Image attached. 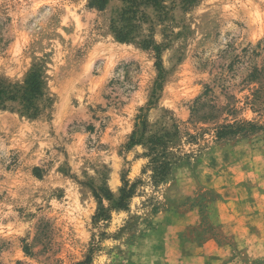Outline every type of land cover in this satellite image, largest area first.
Wrapping results in <instances>:
<instances>
[{
	"label": "rangeland",
	"instance_id": "rangeland-1",
	"mask_svg": "<svg viewBox=\"0 0 264 264\" xmlns=\"http://www.w3.org/2000/svg\"><path fill=\"white\" fill-rule=\"evenodd\" d=\"M164 7L122 40L123 0H0V80L45 93L36 119L0 110V264H190L210 238L264 264V0Z\"/></svg>",
	"mask_w": 264,
	"mask_h": 264
},
{
	"label": "trees",
	"instance_id": "trees-1",
	"mask_svg": "<svg viewBox=\"0 0 264 264\" xmlns=\"http://www.w3.org/2000/svg\"><path fill=\"white\" fill-rule=\"evenodd\" d=\"M126 3V8L124 9L123 16L118 20L115 29L116 35L119 39L129 40L131 39V32L128 29L129 23L132 20H136L138 13V8L141 5L149 6L152 5L158 10H163L164 0H123ZM197 0H182L185 7L193 6ZM92 4L99 10H104L108 4V0H92ZM150 44V42H145ZM153 49L158 51L159 47L153 44ZM257 74H264V67L262 69L256 70ZM45 98L44 93V81L42 78L41 71L34 69L32 73L27 77L23 85L8 84L3 80H0V110H5L11 108L12 105H16L18 112L22 116H26L31 119L38 118L42 113V103ZM250 130L257 129L256 126L248 123ZM248 129L241 126H224L217 130L216 137L218 139L236 135L237 133H248ZM139 135L140 138H137ZM145 135V124L144 120L142 122V127L140 128L136 124V129L131 136V146L140 144ZM149 141L148 143H151ZM160 145L158 140L154 142V146ZM155 148H150L153 151ZM135 190V186L129 184L128 181L123 182V186L120 190V196L116 200L115 208L124 209L127 206L128 200L132 197ZM108 214L102 212L100 215L94 217L96 223L107 221Z\"/></svg>",
	"mask_w": 264,
	"mask_h": 264
},
{
	"label": "crops",
	"instance_id": "crops-1",
	"mask_svg": "<svg viewBox=\"0 0 264 264\" xmlns=\"http://www.w3.org/2000/svg\"><path fill=\"white\" fill-rule=\"evenodd\" d=\"M233 209L234 208H232V210ZM224 217L225 216L222 215L219 221L222 225L226 224V226H230V229L233 232L232 234L234 235L235 238H237L236 241L240 242L241 241L240 239H244L245 238L244 228H243L244 222L238 218L235 219L233 215L226 216V218ZM227 217H229L230 220H228ZM251 249L252 247L250 246L249 249L246 251L249 256L253 255ZM197 250L198 253L196 252L194 254L190 253L189 255H184L186 256L184 258L189 260L190 264L192 262L194 264H230L229 260H230L232 248L228 244H218L216 239L210 238L206 240L200 247H197ZM180 255H179V259L182 258ZM255 258L257 257L253 255L252 259ZM183 262L185 261L183 260L181 264Z\"/></svg>",
	"mask_w": 264,
	"mask_h": 264
}]
</instances>
